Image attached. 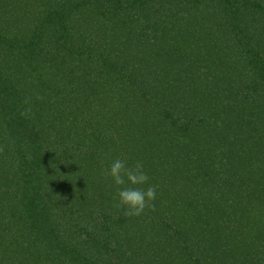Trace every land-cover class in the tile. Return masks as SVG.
<instances>
[{"label":"trees","instance_id":"16d2710c","mask_svg":"<svg viewBox=\"0 0 264 264\" xmlns=\"http://www.w3.org/2000/svg\"><path fill=\"white\" fill-rule=\"evenodd\" d=\"M0 147V264H264V0H0Z\"/></svg>","mask_w":264,"mask_h":264},{"label":"clouds","instance_id":"9594fccd","mask_svg":"<svg viewBox=\"0 0 264 264\" xmlns=\"http://www.w3.org/2000/svg\"><path fill=\"white\" fill-rule=\"evenodd\" d=\"M31 109H26L21 115H26ZM3 151V147H0ZM104 175L111 177L117 186V207L124 209L128 217L140 216L145 209L155 211L154 201L157 196V186L150 185L146 189L141 187L149 182L150 177L144 171L142 161H137L131 167L127 161L117 158L104 170Z\"/></svg>","mask_w":264,"mask_h":264}]
</instances>
